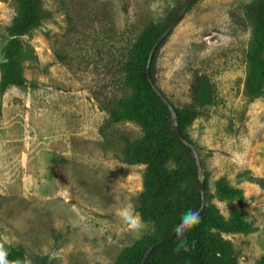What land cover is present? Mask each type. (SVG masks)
<instances>
[{
  "label": "rangeland",
  "instance_id": "1",
  "mask_svg": "<svg viewBox=\"0 0 264 264\" xmlns=\"http://www.w3.org/2000/svg\"><path fill=\"white\" fill-rule=\"evenodd\" d=\"M39 1L25 86L0 90V245L22 250L24 264H122L156 236L122 219L139 216L143 132L132 117L108 122L94 95L136 97L117 61L187 0ZM249 1L195 0L160 43L154 78L181 109L208 77L211 103L187 128L206 172V236L237 264H264V85L261 95L246 86ZM17 15L18 0H0V29Z\"/></svg>",
  "mask_w": 264,
  "mask_h": 264
},
{
  "label": "trees",
  "instance_id": "2",
  "mask_svg": "<svg viewBox=\"0 0 264 264\" xmlns=\"http://www.w3.org/2000/svg\"><path fill=\"white\" fill-rule=\"evenodd\" d=\"M181 8L182 6L174 11L162 26L146 28L141 34V43L132 47L128 58L117 61L123 71L125 83L133 84L136 97L119 95L117 90L108 89L98 90L94 95L99 108L107 112L108 122L116 123L124 117H132L143 132L139 146L146 173L135 210L143 221L153 225L156 236L149 244L140 245L134 251L128 252L122 264H140L143 254L151 244L169 235L180 224L182 214L188 210L197 211L201 204L199 176L192 151L178 140L170 112L152 90L145 74L152 45L169 27ZM41 12L39 0H18V15L10 24L0 29V35L8 38L0 55L2 92L10 86H25L22 61L28 51L25 41L21 42L18 37L30 34L32 28L41 24ZM245 13L252 26L247 52L251 71L246 86L253 95H261L264 85V0H250L245 6ZM160 45L156 48L150 64V76L154 83V61ZM57 57L61 61L64 59V56ZM212 93L208 77L201 75L192 85L189 104L180 109L169 100L177 114L181 134L191 143L187 128L196 119L198 108L211 103ZM173 162L174 166H170ZM200 163L205 176V205L198 213L201 222L185 233L188 250L181 249L176 252L180 230L172 239L154 248L145 264H237L226 244L219 241L209 242L207 239V180L201 159ZM7 253L9 264H24L22 250L10 248Z\"/></svg>",
  "mask_w": 264,
  "mask_h": 264
},
{
  "label": "water",
  "instance_id": "3",
  "mask_svg": "<svg viewBox=\"0 0 264 264\" xmlns=\"http://www.w3.org/2000/svg\"><path fill=\"white\" fill-rule=\"evenodd\" d=\"M195 0H187L184 5L182 6L181 10L179 11V13L177 14V16L174 18V20L172 21V23L169 25L168 28H166L163 33L157 38V40L154 42V44L152 45L148 57H147V63H146V67H145V74H146V78L152 88V90L155 92V94L159 97V99L163 102V104L168 108L169 112H170V118L173 124V128L175 131V134L178 138V140L185 145L186 147H188L193 154L194 160H195V164H196V168H197V172H198V176H199V182H200V197H201V204L200 207L198 208V210L196 211L197 213L201 212V210L203 209L204 205H205V198H204V181H205V176H204V172L200 163V158L198 155L197 150L194 148L193 144L191 142H189L180 132V128L178 125V117L177 114L175 112V110L173 109V106L171 105V103L169 102V100L163 95V93L157 88V85L153 82V80L151 79L150 76V64H151V60L152 57L154 55V52L156 50V48L160 45V43L162 42V40L165 38V36L176 26V24L179 22V20L181 19V17L183 16V14L187 11V9L189 8V6L194 2ZM25 38V35H21L18 37V39L23 42V39ZM182 228V225L179 224L169 235L159 239L158 241H156L155 243L151 244V246H149V248H147V250L145 251V253L143 254V257L141 259L140 264H145L147 257L149 256L150 252L156 248L157 246H159L160 244L169 241L170 239H172Z\"/></svg>",
  "mask_w": 264,
  "mask_h": 264
},
{
  "label": "clouds",
  "instance_id": "4",
  "mask_svg": "<svg viewBox=\"0 0 264 264\" xmlns=\"http://www.w3.org/2000/svg\"><path fill=\"white\" fill-rule=\"evenodd\" d=\"M6 62V61H4ZM130 217V211L125 210L122 213V219L125 220L126 223L129 224L130 228L134 231H141L144 227V223L142 219L138 215H134ZM201 222V218L199 214L195 210H188L181 216L180 224L182 225L181 231H180V238L179 242L176 248V252L178 253L181 249L187 251L188 250V243L185 237V233L195 226H197ZM195 245V241L192 242V246ZM7 251L3 247V245H0V264H9V261L7 259Z\"/></svg>",
  "mask_w": 264,
  "mask_h": 264
}]
</instances>
